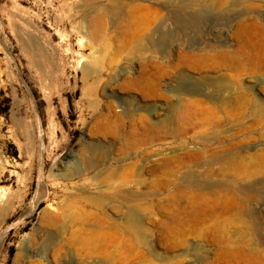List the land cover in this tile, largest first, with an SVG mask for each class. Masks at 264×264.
<instances>
[{
  "label": "rangeland",
  "instance_id": "obj_1",
  "mask_svg": "<svg viewBox=\"0 0 264 264\" xmlns=\"http://www.w3.org/2000/svg\"><path fill=\"white\" fill-rule=\"evenodd\" d=\"M0 264H264V0H0Z\"/></svg>",
  "mask_w": 264,
  "mask_h": 264
},
{
  "label": "bare ground",
  "instance_id": "obj_2",
  "mask_svg": "<svg viewBox=\"0 0 264 264\" xmlns=\"http://www.w3.org/2000/svg\"><path fill=\"white\" fill-rule=\"evenodd\" d=\"M193 22H197L196 19H194ZM258 28H260V27L258 26ZM88 166L91 167L90 164H88ZM243 194H244L243 195L244 196V199L243 200H244V203H246V204L249 203L250 201H252V198H255V196L252 195L250 193V191H248L247 189L244 190ZM244 215L245 216H248L249 215L248 209L245 210Z\"/></svg>",
  "mask_w": 264,
  "mask_h": 264
}]
</instances>
